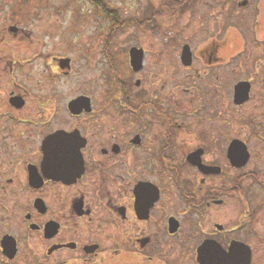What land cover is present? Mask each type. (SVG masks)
Listing matches in <instances>:
<instances>
[{"label": "flooded vegetation", "instance_id": "af4514ba", "mask_svg": "<svg viewBox=\"0 0 264 264\" xmlns=\"http://www.w3.org/2000/svg\"><path fill=\"white\" fill-rule=\"evenodd\" d=\"M190 1L147 7L144 25L180 18ZM218 5L224 19L252 16V35L264 41V31L257 34L264 27V0ZM167 6L175 12L165 13ZM220 19V31L207 35L204 49L182 46L190 89L179 91L188 76L174 81L171 95L146 88L150 82L142 74L151 52L135 44L125 50L129 79L120 80L113 67L104 98L86 91L56 96L53 83L71 70L69 57L44 55L42 73L24 76L17 53L27 38V45L34 43L32 35L19 24L0 28V264H264V200L242 199L247 180L264 185L263 173L248 171L254 147L246 139L264 132V61L249 64L251 70L258 66L259 78L251 73L233 83L231 52L221 54L231 39ZM238 35L245 40L246 34ZM186 46L188 66L182 61ZM133 48L142 52L139 71L131 67ZM34 57L26 61L30 66ZM51 61L58 71L50 70ZM199 61L205 66L197 67ZM240 83L250 91L237 104ZM239 121L251 123L242 128L244 139ZM57 134V145L46 149ZM235 141L250 154L242 168L229 158ZM210 149L222 150V158Z\"/></svg>", "mask_w": 264, "mask_h": 264}, {"label": "rangeland", "instance_id": "374dc122", "mask_svg": "<svg viewBox=\"0 0 264 264\" xmlns=\"http://www.w3.org/2000/svg\"><path fill=\"white\" fill-rule=\"evenodd\" d=\"M101 1L108 11H117L120 23L127 22L123 29L113 30L110 21L86 0H0V28L9 29L11 25L19 24L25 33L32 35L31 39L34 41L33 44L27 45L30 43V39L24 40L23 47L17 53L23 57L24 76L32 78V72L42 73L45 67V58H42L44 55L57 58L69 57L72 60L71 70L62 71V74L58 73L60 79L57 77L53 83L56 96L74 97L86 91L91 97L104 98L107 93V85L112 81L113 67L119 73L120 80L127 81L129 79L131 69L125 50L135 44H146V48L150 50L151 54L148 58V70L142 74V77H145V80L148 77L149 80L146 81L150 82L145 87L163 88L165 93L171 95L177 91L173 84L174 81H180L181 78L188 76L189 83L182 84L179 88L180 92L190 89L193 81L191 72L181 68L180 51L182 46L189 44L192 48L204 49L207 35L212 34L213 37L214 33L211 31L216 29L215 33L217 34L220 31L222 23L220 18H222L226 21V32L231 40L229 46L222 50L221 54L226 55L227 51L231 52L233 83L248 78L251 73L252 76L259 78L260 74L256 72L258 66L256 65L255 68L254 65L251 70L249 64L251 60L261 59L260 61H264V41L259 43L256 36L252 35L254 32L252 16L248 15L247 20L242 19L243 14H240L235 20L224 19L223 7L218 5L219 1L222 3V0H191L190 9L180 18L163 20L158 24L153 22L150 28L144 25L146 8L150 7V10H154L169 0ZM263 31L264 27L260 31L258 30L257 34H263ZM239 33L246 34L245 40L241 39ZM259 38H263L262 35ZM19 40L18 37L14 44ZM111 49L112 52L108 53L107 50ZM115 52L117 55L112 57L111 53ZM237 54L241 55L237 57ZM34 56L38 58L34 61L33 66H30L26 61L33 60ZM202 66L205 64L199 61L197 67ZM52 67H54V61L49 62V68L50 70L56 69H52ZM204 69L200 71L203 72ZM64 73L69 74L65 75ZM261 76H264V73ZM200 80L202 81V79ZM238 118L241 120V116ZM250 124L239 121L237 133L242 135V139L245 137V132H241L242 128H247ZM248 134L250 133H246V135ZM259 135L261 137L251 133L246 138L248 147H254V149H249L253 156L250 160L252 165L250 164L248 171L257 169L264 175V132ZM213 150L215 157L222 158V150L219 149V152L217 149H210V151ZM211 157L214 155L209 156V159ZM240 171L243 174V170ZM238 176L239 173L232 171L233 179ZM244 187L246 192L242 199L245 203L249 199L258 200L256 199L257 195L264 200V185L256 180H247ZM261 202L264 206V201ZM261 215H264V210Z\"/></svg>", "mask_w": 264, "mask_h": 264}, {"label": "water", "instance_id": "95a60500", "mask_svg": "<svg viewBox=\"0 0 264 264\" xmlns=\"http://www.w3.org/2000/svg\"><path fill=\"white\" fill-rule=\"evenodd\" d=\"M13 30V29H12ZM14 31V30H13ZM142 52L141 50H137L136 48H133L130 51V63L131 67L134 71H139L142 67ZM182 61L184 65H190L191 64V55L189 52V47H184L183 55H182ZM249 91H250V85L248 83H240L235 87V102L237 104H241L248 100L249 98ZM80 105V102L72 104V107ZM61 137V134H57L47 140L46 143V149H49L50 146H56V140ZM51 147V148H52ZM45 149V148H44ZM54 149V148H52ZM229 158L232 162V165L237 168L244 167L247 162L249 161L250 154L246 146L239 142L235 141L232 143L231 149H229ZM189 160H191L193 163L198 161L196 159V156L193 154L190 156ZM196 164V163H195ZM216 173H218L219 170H215ZM219 251H216V256H219ZM211 253V251H210ZM205 264H211V263H205Z\"/></svg>", "mask_w": 264, "mask_h": 264}, {"label": "trees", "instance_id": "16d2710c", "mask_svg": "<svg viewBox=\"0 0 264 264\" xmlns=\"http://www.w3.org/2000/svg\"><path fill=\"white\" fill-rule=\"evenodd\" d=\"M88 2H90L91 4H93L92 6H94V9L98 10L101 12V14H103V16L108 19L110 21L111 26L113 27V30L118 31L123 29V26L127 23V22H121L119 21V17L117 14V11H108L104 5V3L101 0H86ZM165 13L168 12H175L174 7L171 6H167L165 8H163ZM162 11V9H161ZM130 22V21H128ZM137 23V22H134ZM143 26V25H142Z\"/></svg>", "mask_w": 264, "mask_h": 264}]
</instances>
